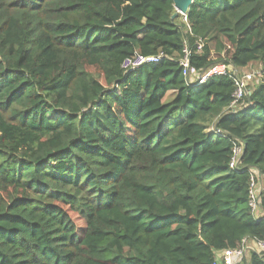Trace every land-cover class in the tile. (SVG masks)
Listing matches in <instances>:
<instances>
[{"label": "trees", "instance_id": "1", "mask_svg": "<svg viewBox=\"0 0 264 264\" xmlns=\"http://www.w3.org/2000/svg\"><path fill=\"white\" fill-rule=\"evenodd\" d=\"M174 13L172 0H0V264H214L264 240L248 207L249 169L264 177V0ZM184 49L196 72L260 67L240 109L226 111L228 75L186 83ZM134 55L159 60L123 71Z\"/></svg>", "mask_w": 264, "mask_h": 264}, {"label": "built area", "instance_id": "2", "mask_svg": "<svg viewBox=\"0 0 264 264\" xmlns=\"http://www.w3.org/2000/svg\"><path fill=\"white\" fill-rule=\"evenodd\" d=\"M197 50H201V44H198ZM189 57V49H184L182 59L180 60V66L182 68V75L186 83L199 86L213 75H228L234 83L235 90L232 95L233 100L226 111H228V113H235L236 110L240 109L243 97L249 92L248 85L252 82H256L259 73L240 75V73L230 65H216L207 72H196L195 70L191 69L189 65ZM158 60L159 56L142 57L140 55H134L133 57L124 60L121 64V68L123 71H132L144 64L154 63ZM211 131L220 134L217 130ZM231 142L232 150L229 168L231 170H237L240 169V159L242 157L244 148L242 143L236 139H232ZM249 173L250 182L248 192V207L253 217L264 219V211H262L260 208V194L264 189V177L260 175L255 168L249 169ZM248 251H254L258 254L264 253V240H243L238 248L219 252L216 255L214 264H241Z\"/></svg>", "mask_w": 264, "mask_h": 264}, {"label": "rangeland", "instance_id": "3", "mask_svg": "<svg viewBox=\"0 0 264 264\" xmlns=\"http://www.w3.org/2000/svg\"><path fill=\"white\" fill-rule=\"evenodd\" d=\"M260 70V67L256 64H252L250 66H248L247 68H244L243 70L239 71L240 75L243 74H256L258 73ZM69 216L71 218V220L74 222V224L76 225V227L78 229H80L81 231L84 228V222L74 213L69 212Z\"/></svg>", "mask_w": 264, "mask_h": 264}, {"label": "water", "instance_id": "4", "mask_svg": "<svg viewBox=\"0 0 264 264\" xmlns=\"http://www.w3.org/2000/svg\"><path fill=\"white\" fill-rule=\"evenodd\" d=\"M194 1L198 0H172L175 13L172 15L171 20L175 19L178 15L185 16Z\"/></svg>", "mask_w": 264, "mask_h": 264}]
</instances>
